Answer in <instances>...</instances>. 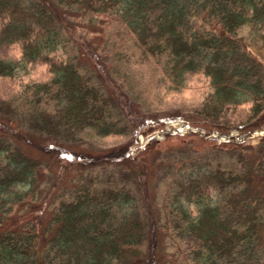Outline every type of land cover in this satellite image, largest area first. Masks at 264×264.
Returning <instances> with one entry per match:
<instances>
[{"label": "rangeland", "instance_id": "obj_1", "mask_svg": "<svg viewBox=\"0 0 264 264\" xmlns=\"http://www.w3.org/2000/svg\"><path fill=\"white\" fill-rule=\"evenodd\" d=\"M43 1L59 25V43L54 53L73 62L81 74L88 97L86 119L84 125H73L63 119L57 86L45 65L34 62L17 70L12 78L0 76V123H7L45 145L65 148L58 152L41 150L0 125V148L10 146L37 163L36 174L22 201L9 214L0 208V232L8 223L18 229L40 220L43 240L39 243V255L47 264H70V260L72 263L77 258L86 264L92 245L82 229L83 223L95 222L93 232L108 228L118 216L115 202L129 197L139 208L146 229L150 228L151 216L158 226L154 264H196L204 232L187 227L188 220L172 198L176 181L203 171L236 180V191L223 207L224 221L241 223L248 219L249 209L255 222L263 225L264 145L255 149L225 147L218 144L223 140L214 137L219 134L229 140L257 144L262 134L253 137L252 133L259 128L252 132L237 128L247 120L249 103L231 104L214 120L229 126L228 132L193 124L190 121L202 117L201 101L211 87L201 72L192 67L181 70L180 58L171 53L164 40L158 49L153 43L155 39L149 35L144 43L118 17L83 15L77 8L56 0ZM263 1L255 0L258 6ZM213 2L217 9L221 8L222 0L219 4L217 0ZM255 11L250 10L251 14ZM250 18L238 28L237 36L262 62L264 71V22ZM193 25L195 32L220 28L214 19L210 25H201L196 20ZM0 56L17 59L18 46L1 47ZM188 58L186 55L184 62ZM172 115L187 119H174L143 131L151 121ZM155 129L164 130L162 138L131 155L129 147L138 142V135ZM193 134L216 140L217 145L197 149L189 136ZM122 149H127L125 155L114 156ZM7 168L0 163V170ZM77 196L90 198L91 214L84 215L79 222L77 239L57 251L49 240L53 229L45 227L60 204ZM251 199L254 200L251 207H245ZM186 209L191 214L197 212L194 204ZM203 228L213 230L214 235L223 232L207 219ZM261 239L264 240V226L257 240ZM144 240L120 260L107 264H145L149 238ZM249 254L241 257L246 264L253 261ZM225 258L224 254L223 260L217 258L215 264H237L236 260Z\"/></svg>", "mask_w": 264, "mask_h": 264}, {"label": "trees", "instance_id": "obj_2", "mask_svg": "<svg viewBox=\"0 0 264 264\" xmlns=\"http://www.w3.org/2000/svg\"><path fill=\"white\" fill-rule=\"evenodd\" d=\"M56 1L77 8L83 15L118 17L136 31L144 43L148 42L147 37L150 35L159 49L161 40H164L171 47V53L180 58L178 64H183L181 70L192 67L195 72H201L211 89L201 101L202 117L190 121L193 124L228 132L229 126L215 123L214 120L231 104L248 102L247 120L238 124L237 128L252 132L264 126L263 65L237 36L238 28L250 17V21L254 19L264 22V1L258 6L255 0H222L219 9L213 0ZM217 2L219 4V0ZM251 8L256 10L254 14H251ZM212 19L220 24L219 29L195 32V20L200 21L201 25H210ZM58 43L59 25L43 0H0V48L16 45L19 50L17 59L0 56V76L12 78L17 70L25 69L34 62L45 65L52 74L51 81L57 86L58 106L63 119L73 125H84L87 92L76 65L54 53ZM186 55L189 58L184 62ZM174 119L187 118L172 115L155 119L143 131L162 126ZM0 125L23 142L41 150L58 152L65 149L45 145L7 123ZM193 135L189 136L193 137L197 149L217 145L216 140L209 141L203 136ZM258 140L257 144H250L227 139L218 144L255 149L264 145V135ZM125 153L127 149H122L114 156L119 157ZM98 158L91 157L93 160ZM0 163L8 167L0 170V208L9 214L15 204L21 202L27 194L37 171V163L27 154L6 145L0 148ZM175 183L173 204L183 211L190 230L204 232L201 237L205 239L202 240L203 247L197 252L199 259L196 264H215L217 258L222 259L224 254L226 258L236 260L237 264H246L245 259L241 260L246 252L253 259L249 264H264V240H257L261 237L264 224L255 222V216L249 209L246 211L248 219L241 223H227L222 218L226 215L223 207L228 204V197L236 191L235 178L203 171L185 175ZM253 202V199L249 200L245 207L250 208ZM115 203L118 216L108 228L93 232L91 230L97 226L95 222L83 223L82 229L92 245L86 264L118 261L124 254L138 248L147 237L149 254L145 264H154L158 229L154 218L150 217V228L147 230L142 214L132 198L126 197ZM90 204L88 196H77L57 207L50 223L45 227L53 229L49 240L55 250H63L72 240L77 239L75 235L80 234L79 222H82L84 215L91 214ZM191 204L197 208L195 214L186 209ZM206 219L215 228L220 227L222 234L214 235L215 232L210 227L204 229ZM12 226L8 223L0 232V264H47L39 255V243L43 240L39 232L40 220L18 229ZM213 237L219 238L210 240ZM70 264L82 262L77 258L72 263L70 260Z\"/></svg>", "mask_w": 264, "mask_h": 264}, {"label": "built area", "instance_id": "obj_3", "mask_svg": "<svg viewBox=\"0 0 264 264\" xmlns=\"http://www.w3.org/2000/svg\"><path fill=\"white\" fill-rule=\"evenodd\" d=\"M168 128H171V127H168ZM163 129H166V128H163ZM161 132L164 133V130L155 129L151 132H148L147 134H143V133L139 134L138 135V142L134 146L130 145L129 153L131 155L137 154L142 149H144L146 146H148L152 141L162 138L163 135L161 134ZM256 133H260L258 135H261V134L263 135L264 134V126L259 128L255 133H252V136L254 137V135ZM214 137H219L220 141L227 139L226 136H222L219 134L214 135Z\"/></svg>", "mask_w": 264, "mask_h": 264}]
</instances>
